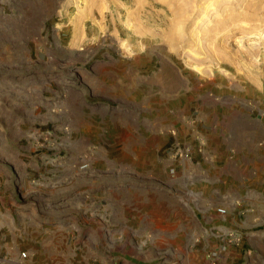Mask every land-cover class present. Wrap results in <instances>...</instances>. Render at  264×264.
<instances>
[{"label":"rangeland","instance_id":"obj_1","mask_svg":"<svg viewBox=\"0 0 264 264\" xmlns=\"http://www.w3.org/2000/svg\"><path fill=\"white\" fill-rule=\"evenodd\" d=\"M8 77L15 87L10 100L16 106L31 105L33 110L30 117L22 108L14 118L5 115L4 124L15 132L16 144L29 142L39 154L55 152L48 149L56 141L43 109H55L49 99L54 95L63 103L73 104L82 97L109 104L113 110L124 104L150 119L187 116L183 120L190 132L192 128L200 132L198 114L207 110L264 117V0H0L4 99ZM61 102L59 115L54 113L58 110L52 115L59 116V122L74 119L76 128L82 127L81 118L77 124L70 110L60 112ZM226 121L230 127V118ZM69 126L62 128L64 134L59 133V159L51 156L40 166L41 161L34 158L27 165L32 176L54 165L63 177H74L69 183L59 180V198L40 193L51 187L47 181L36 178L26 188L19 184L15 172L23 168L18 163L11 164L14 172H4L8 182L2 184V191L18 209L0 214V243L6 246V250L0 248L5 250L0 252V264H16L24 251L32 264H98L92 261L99 255L91 241L108 235L107 217L99 202L77 198V187L92 172L118 174L120 146L109 136L104 144L88 148L80 141L85 128L72 135ZM43 132L49 133V142L38 147ZM170 132L172 141L164 152L168 156L175 142ZM178 142L191 140L178 138ZM162 156L159 152L158 157ZM141 159V171H159L166 177L156 163V152H147ZM186 176L196 179L176 181L177 203H183L190 191L194 205L203 206L197 194H210L215 182H203L199 173ZM57 202L59 209H53ZM171 227L163 230L175 233L178 241L201 233L199 228L189 231L178 222ZM146 231L156 234L158 242H167L164 232ZM199 248V244L192 247L193 251ZM168 250L165 245L150 249L157 258L151 264H171ZM245 253L246 264H264V246L260 250L247 247Z\"/></svg>","mask_w":264,"mask_h":264},{"label":"crops","instance_id":"obj_2","mask_svg":"<svg viewBox=\"0 0 264 264\" xmlns=\"http://www.w3.org/2000/svg\"><path fill=\"white\" fill-rule=\"evenodd\" d=\"M6 81L7 99H4L3 89H0V214L6 209L10 212L18 209L2 191V184L8 182L4 172H14L11 166L15 163L23 168L20 169L22 172L15 173L19 184H24L25 188L30 183H35L36 178L52 184L50 188L40 192L49 199L59 198V180L65 183L73 181L74 177L71 180L63 177L59 174V167L54 165H50V168L44 167L38 176L30 175L27 170V165L34 158L36 162L41 161L40 166L47 160L59 159V133L64 134L62 128L69 124L72 135H79L80 129L85 128L80 141L86 143L88 148L94 143L104 144L109 136H113L116 139L114 143L119 144L121 151L118 174L92 172L87 176L86 183L77 187L76 197L99 202V209L107 217L105 226L109 231L108 235L102 236V240L91 241L94 252L99 255L93 258V262L151 264L157 258H154L155 255L151 256L149 250L165 245L169 249L167 252L171 264H209L207 253L211 248L219 246L216 233L231 229L247 233L246 241L243 248L230 250L222 259V264H246L245 248L260 250L264 246V117H252L250 114L245 116L239 112H225L220 115L216 110L200 112L199 130L205 140L206 153L195 155L191 162H182L173 160L164 152L165 147L172 141L167 134L170 129L177 131L178 138L192 140L189 126L183 120L187 116L179 118L169 115L151 120L137 111L131 112L124 104H118L117 109L113 110V107L104 102H91L81 97L74 103L71 102L73 104H68L59 101V97L54 95L49 99H52L55 109H43L46 123L53 128V139L56 141L55 147L48 149L55 152L51 155L41 152L39 154L38 149L29 142L25 145L16 144L15 132L11 126L4 124L5 115L14 118L16 111H21L22 108L30 117L33 110L31 105L24 103L16 106L10 100V94H15V87L10 77ZM60 102L63 103L60 112L69 113L70 110L72 116L78 119L77 124L81 118L82 127L76 128L74 119L59 122V116L52 115L53 110H58V113H54L59 115ZM228 118L231 120L230 127L225 126ZM48 149L46 150L49 151ZM231 150L234 154L229 156ZM147 152L157 153L156 163H160L166 177L160 176L159 171L157 174H146L140 170V166L143 167L140 156ZM159 152L163 155L162 159L158 157ZM212 170L215 173L212 176L207 175ZM49 171L54 173L49 175ZM198 173L203 182L212 181L216 184L210 194H197L203 206L194 205L190 191L185 193L183 203H177L176 181L195 180L196 176L186 175ZM214 197L216 201H209ZM219 199H225L226 202H219ZM221 206L228 209V214L223 219L216 214L217 207ZM55 208L59 209V202L53 209ZM241 210L248 212L241 216ZM176 222L181 227L189 228V231L199 228L201 233L198 236L185 235L184 241H178L175 233L167 231ZM147 229L164 232L162 236H167V242H158L157 235H153V232L148 235ZM197 244L200 248L193 251L192 247ZM179 246L181 249L177 248ZM2 247L6 250V246L0 243V248ZM4 251H0L1 254ZM194 253L198 256L194 255L192 258L191 254Z\"/></svg>","mask_w":264,"mask_h":264},{"label":"built area","instance_id":"obj_3","mask_svg":"<svg viewBox=\"0 0 264 264\" xmlns=\"http://www.w3.org/2000/svg\"><path fill=\"white\" fill-rule=\"evenodd\" d=\"M171 135L175 138V142L169 148V155L172 159H179L183 162H191L196 154L204 155L205 154V140L201 136L200 132L192 128V140L187 143H179L178 137L175 130H171ZM49 133L43 132L38 136V147H43V144L49 142ZM234 154V151H231V155ZM81 169L86 168V166H81ZM248 210H241L240 215L244 216ZM216 214L219 218L223 219L228 214V209L221 206L217 207ZM216 236L219 240V246L211 248L207 253V259L209 264H219L222 263V259L230 250H238L243 248L246 241V234L237 232L234 229L225 230L222 232H217ZM19 261L16 264H32L30 263L27 252H21L18 256ZM182 264V263H181Z\"/></svg>","mask_w":264,"mask_h":264},{"label":"bare ground","instance_id":"obj_4","mask_svg":"<svg viewBox=\"0 0 264 264\" xmlns=\"http://www.w3.org/2000/svg\"><path fill=\"white\" fill-rule=\"evenodd\" d=\"M194 67H195V68H197V69L199 68V66H198V65H195ZM189 193H190V192H189ZM191 195H192V194H191ZM193 195H194V194H193Z\"/></svg>","mask_w":264,"mask_h":264}]
</instances>
